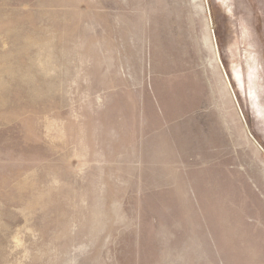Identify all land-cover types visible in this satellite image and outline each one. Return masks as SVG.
<instances>
[{
	"label": "rangeland",
	"instance_id": "rangeland-1",
	"mask_svg": "<svg viewBox=\"0 0 264 264\" xmlns=\"http://www.w3.org/2000/svg\"><path fill=\"white\" fill-rule=\"evenodd\" d=\"M147 84L189 120L198 182L227 162L246 222L217 238L224 254L264 242V0H0V264L196 254L167 201L111 182L136 168L117 149Z\"/></svg>",
	"mask_w": 264,
	"mask_h": 264
},
{
	"label": "crops",
	"instance_id": "crops-1",
	"mask_svg": "<svg viewBox=\"0 0 264 264\" xmlns=\"http://www.w3.org/2000/svg\"><path fill=\"white\" fill-rule=\"evenodd\" d=\"M122 25L124 32H120V37L115 40V48L119 50L134 46L127 37L126 24ZM139 36L136 38V50L142 52L143 40ZM124 68L115 67L114 71L122 73ZM141 89L142 95L135 102L141 106L140 122L143 124L138 123L135 134L124 139L117 149L125 161L133 160L132 165L136 168L127 170L125 176H118L111 182H123L126 189L129 184H134L130 190L136 194L135 199L167 201L173 209L177 230L189 232V246L194 247L196 253L167 257L149 264H264V242L255 243L254 240L244 255L224 254L218 244L217 238L220 239L229 226L235 227L236 231H244L246 222L243 203H239V198L234 203L230 202L227 162L217 160L209 173L199 176L201 183L198 182L196 155L190 154L189 148L196 142L194 133L191 135L189 120L185 121V116L168 114L163 108L166 102L154 94L150 85ZM146 89H151L153 96H148ZM181 120L184 122L176 124ZM146 123L152 129L149 133L144 131ZM130 165L124 163L123 168ZM127 174L134 176V183L129 182L132 177ZM198 183L207 188L204 197L198 192ZM198 215L203 217L202 223ZM248 223L254 224L252 219ZM197 230H201L203 241L198 239Z\"/></svg>",
	"mask_w": 264,
	"mask_h": 264
}]
</instances>
